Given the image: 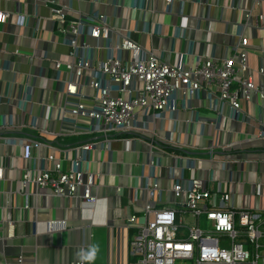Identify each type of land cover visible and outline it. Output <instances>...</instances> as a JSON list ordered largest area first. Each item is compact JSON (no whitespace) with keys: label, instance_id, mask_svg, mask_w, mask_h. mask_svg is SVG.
Here are the masks:
<instances>
[{"label":"crops","instance_id":"obj_1","mask_svg":"<svg viewBox=\"0 0 264 264\" xmlns=\"http://www.w3.org/2000/svg\"><path fill=\"white\" fill-rule=\"evenodd\" d=\"M117 2L122 5L118 10L114 7ZM136 3L135 0H103L102 5L93 0H0V9L11 15L0 25V123L1 116L10 111L14 123L26 118L16 105L7 106L3 97L12 100L22 97L28 81L31 103L25 112L38 115L39 104H49L54 107L50 129L59 133L67 128L61 123L60 108L64 106V97L53 82L57 75L53 63L69 60V49L55 33L59 25L50 22L52 7L64 6L67 21L74 20L77 15L84 17L95 11L103 12L112 28H129L132 41L171 66L197 64L209 57H228L238 42L236 35L244 24L245 11L252 9L254 14H264V1L253 8L250 0H174L169 12L158 1L154 3L158 10L156 14L149 11L132 13L128 6ZM15 14L27 16L22 27L16 24ZM145 22L151 23L148 33L143 30ZM247 24L243 33L250 42L249 72L239 75L249 74L256 85L264 86V73H258L260 68L264 69V38L253 27V19ZM110 38L114 43L118 41L115 34H110ZM85 41L92 46L97 44L90 37H85ZM99 43L100 47L104 46L106 40ZM93 57L106 58V49H94ZM60 73L64 74L63 67ZM217 98L218 93L213 88H206L185 107L179 100L174 116L166 112L157 120L147 115L139 124L143 131L135 134L145 142L113 141L107 150L92 152L88 170L93 175L91 191L97 200L81 207L78 199L69 201L41 195L37 200L30 197V208L25 209L18 180L21 169L27 164L19 159V148L0 147V154L8 156L0 181V236L6 233L1 220L17 222L15 237L0 239V264H18L20 257L22 264H74L80 261L83 264H119L131 261L127 233L122 226L127 218L141 213L145 197L138 188L151 176L163 189L159 205L171 203L173 197L169 189L173 180L169 179V168L173 169L172 175L176 179H206L211 175V180L206 183L211 192L225 188L234 194L236 205L247 206L249 201L252 204L249 196L253 189L236 185L245 177L239 173L244 167L239 164L223 167L219 161L233 157L244 159L249 151H264V141H247L262 128L257 124V117L264 122V103L259 104L255 97L251 102H242L238 119L231 120L226 117L227 110L220 108ZM88 139L85 135L51 138L54 144L62 147ZM233 141L242 142L241 148L221 151L222 146ZM148 142H156L165 151L182 154L186 159L179 161L161 154L159 166L151 168ZM41 153L45 156L48 152L42 150ZM72 155L69 153V157ZM152 157L155 161L158 159ZM183 167L182 176L180 168ZM187 167L192 170L187 171ZM245 167L246 171L252 169L249 165ZM116 188H120V192H116ZM28 191L33 192V188L29 187ZM39 192L46 194L44 190ZM49 220H64L65 225L50 231L46 226Z\"/></svg>","mask_w":264,"mask_h":264},{"label":"built area","instance_id":"obj_2","mask_svg":"<svg viewBox=\"0 0 264 264\" xmlns=\"http://www.w3.org/2000/svg\"><path fill=\"white\" fill-rule=\"evenodd\" d=\"M158 1L169 12L174 0H135L137 3L128 8L132 13L149 11L156 14L158 10L154 3ZM250 1L253 8H257L264 0ZM93 2L103 4V0ZM49 3L53 4V1ZM114 7L118 10L122 5L117 2ZM245 12L244 24L236 35L238 42L231 55L221 59L209 57L197 64L171 66L132 41L129 28H112L103 12L95 11L84 17L77 15L74 20L67 21L64 6L50 8L51 24L59 25L55 33L69 49V60L53 63L57 72L53 82L64 97V106L60 108L61 123L67 128L59 133L50 129L54 107L49 104H39L38 115L25 112L26 106L31 103L28 81L22 97L13 100L3 97L7 106L16 105L26 117L14 123L10 111L1 116L0 123V147L19 148V159L27 164L21 169L18 180L25 199L24 208H30V197L37 200L41 195L52 199L67 198L69 201L78 199L80 207L86 203L94 204L97 198L91 191L94 183L88 170L92 162L89 155L97 149L107 150L113 141L145 142L136 135L143 131L139 124L147 115L157 120L162 119L166 112L174 116L179 100L185 107L206 88H213L218 93L219 106L227 110L226 117L231 120L238 119L242 102H251L255 97L259 104L264 103V86L256 85L249 74L244 77L239 75L249 72L247 55L250 42L243 32L250 19L264 38V14H254L252 9ZM10 16V13L0 9V25ZM15 16L16 24L22 27L27 16ZM183 21L184 18L182 24ZM143 25L144 33H148L151 23ZM110 34H115L116 43L111 40ZM85 37L96 40L97 44L90 45ZM104 40L106 44L101 47L106 49L107 57L94 58L93 50L100 49L99 42ZM62 67L63 75L60 73ZM258 73L263 74L264 69L260 68ZM257 124L262 128L248 142L264 141L262 118L257 117ZM7 132L13 133L5 134ZM78 135L89 139L66 147L51 140ZM146 144L150 149L148 165L151 168L159 166L161 154L174 160L186 159L182 154L165 151L156 142ZM241 146L242 142L233 141L222 146L221 151L230 152ZM42 150L48 153L42 156ZM69 153L73 154L72 157ZM152 156L158 159L155 161ZM7 160L6 154H0V181ZM219 163L223 167L230 164L244 167L239 173L245 177L236 185L253 189V194L249 196L252 204L249 201L247 206L236 205L234 194L225 188L211 192L206 185L211 175L206 179H176L172 175L173 169L169 168V179L173 180L169 191L173 200L169 205L160 206L163 189L151 176L153 179L148 178L138 188L145 197L141 213L127 218L122 226L127 233L128 253L132 260L119 264H177L178 261L193 264H264V151H249L244 159L225 158ZM244 165L251 166V171H246ZM180 169L183 176L185 168ZM186 169L190 171L192 167ZM229 183L233 184V181L229 180ZM29 187L33 188V192L28 191ZM40 190L46 191V194H41ZM78 191L81 193L78 194ZM116 192H120V188H116ZM134 200H137L136 194ZM186 217L191 219L189 226L185 223ZM202 217L209 223V228L200 227ZM16 224L13 220H1L6 233L0 239L14 238ZM64 225V220L46 222L50 231ZM17 263L22 264L21 257Z\"/></svg>","mask_w":264,"mask_h":264},{"label":"rangeland","instance_id":"obj_3","mask_svg":"<svg viewBox=\"0 0 264 264\" xmlns=\"http://www.w3.org/2000/svg\"><path fill=\"white\" fill-rule=\"evenodd\" d=\"M70 141V140H69ZM187 222V224H188V226L191 224L190 222H191V219H190V217H186V219H185V223ZM200 227L202 228V229H204V228H209V223L208 222H206L205 221V219L202 217L201 219H200ZM183 231L185 232V233H187V231H186V229H183ZM182 262V263H181ZM178 261L177 262V264H193V262H189V261Z\"/></svg>","mask_w":264,"mask_h":264}]
</instances>
